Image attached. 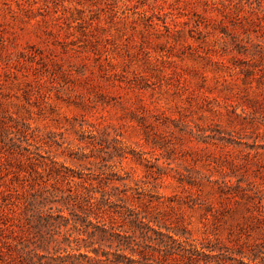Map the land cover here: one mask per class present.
<instances>
[{"label":"rangeland","instance_id":"374dc122","mask_svg":"<svg viewBox=\"0 0 264 264\" xmlns=\"http://www.w3.org/2000/svg\"><path fill=\"white\" fill-rule=\"evenodd\" d=\"M6 125L21 147L0 141L2 204L35 163L112 165L190 236L264 264V0H0Z\"/></svg>","mask_w":264,"mask_h":264},{"label":"trees","instance_id":"16d2710c","mask_svg":"<svg viewBox=\"0 0 264 264\" xmlns=\"http://www.w3.org/2000/svg\"><path fill=\"white\" fill-rule=\"evenodd\" d=\"M6 126L7 135L0 141L9 140L11 147H15L12 150L19 149L21 143L8 137L20 130ZM196 126L192 134L199 141L229 144L223 136H216L213 129ZM23 135L19 140L31 145L32 135L27 132ZM52 141V138H38L35 146L37 149L41 143L50 146ZM110 155L124 157L118 148ZM69 157L83 159V155L72 153ZM27 158L32 166L35 162L30 156ZM35 164L32 181L21 192L14 189L8 193L17 199L16 203L5 199L4 204L0 202V215L4 218L0 230L9 231L8 235L0 236V264H251L255 261L250 255L246 261L243 252L227 245L190 236L180 220L172 219L160 204L154 205L153 199L147 198L143 186L129 185V176L118 174L112 165L108 169L88 168L87 172L75 171L53 158ZM40 167L47 177L39 171ZM158 173L163 172L159 169ZM227 187L228 182H224L221 192L226 193ZM12 204L15 206L10 207Z\"/></svg>","mask_w":264,"mask_h":264}]
</instances>
